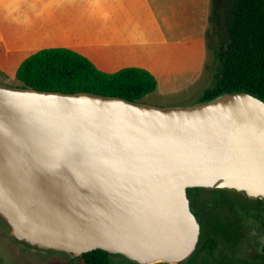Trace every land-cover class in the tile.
I'll use <instances>...</instances> for the list:
<instances>
[{
    "label": "water",
    "instance_id": "95a60500",
    "mask_svg": "<svg viewBox=\"0 0 264 264\" xmlns=\"http://www.w3.org/2000/svg\"><path fill=\"white\" fill-rule=\"evenodd\" d=\"M193 187L264 198L263 100L155 107L0 83V220L18 244L180 263L199 240Z\"/></svg>",
    "mask_w": 264,
    "mask_h": 264
},
{
    "label": "trees",
    "instance_id": "16d2710c",
    "mask_svg": "<svg viewBox=\"0 0 264 264\" xmlns=\"http://www.w3.org/2000/svg\"><path fill=\"white\" fill-rule=\"evenodd\" d=\"M209 26L205 32L216 61L214 83L197 103L224 93L248 92L264 101V0H210ZM0 58L19 57L5 52ZM22 86L63 93L88 92L139 102L158 88L152 71L135 65L105 70L87 55L68 47L42 48L28 54L15 70ZM192 199L221 198L223 202L242 199L245 212L260 207L261 200L247 199L233 190L193 187ZM208 202H205L207 205ZM219 203V201H217ZM112 254L94 249L74 258L77 264H111Z\"/></svg>",
    "mask_w": 264,
    "mask_h": 264
},
{
    "label": "crops",
    "instance_id": "0c3cea01",
    "mask_svg": "<svg viewBox=\"0 0 264 264\" xmlns=\"http://www.w3.org/2000/svg\"><path fill=\"white\" fill-rule=\"evenodd\" d=\"M195 1L0 0V47L19 53L18 65L28 54L50 47L72 48L95 61L87 54L88 47H93L102 51L97 57L108 53L123 64L133 51L159 54V44L166 39L163 24L172 31L179 8L184 10L186 4ZM200 1L204 7L205 0ZM204 25L205 19L201 30ZM183 32L181 28L177 34L172 31L178 38L184 36ZM2 58L15 59L9 55ZM150 71L160 81L159 74Z\"/></svg>",
    "mask_w": 264,
    "mask_h": 264
},
{
    "label": "rangeland",
    "instance_id": "374dc122",
    "mask_svg": "<svg viewBox=\"0 0 264 264\" xmlns=\"http://www.w3.org/2000/svg\"><path fill=\"white\" fill-rule=\"evenodd\" d=\"M209 3L210 0H205V6L202 7L201 1L197 0L195 4H186L184 10L179 8L176 23L171 29L177 34L181 28L184 36L180 38L163 24L166 39L159 44L162 47L159 54L156 53L153 56L150 53L142 54L133 51L132 56L123 64L120 61L115 62L113 58L116 57H110L108 53L97 57L99 50L93 47H88L87 54L94 57L95 64L101 69H118L126 65L137 64L157 72L160 80L159 86L142 98L140 100L142 103L155 107L194 105L201 93L213 85L214 78L212 77L217 68L216 59L205 36L209 26ZM1 16L2 10L0 9ZM204 19L205 25L201 30ZM99 52L102 53V51ZM17 66L16 58L12 61L8 58H0L1 84L11 87L22 86V83L15 77ZM260 205L263 208L253 210L255 213L264 212V201L260 202ZM253 215L246 216L248 218L246 223H252L258 227L260 223L254 222ZM259 239L261 243L264 242V234L259 236ZM111 256V264H132L120 255L112 254ZM0 264H77V261L62 254L37 251L18 244L0 220Z\"/></svg>",
    "mask_w": 264,
    "mask_h": 264
},
{
    "label": "flooded vegetation",
    "instance_id": "af4514ba",
    "mask_svg": "<svg viewBox=\"0 0 264 264\" xmlns=\"http://www.w3.org/2000/svg\"><path fill=\"white\" fill-rule=\"evenodd\" d=\"M236 193L245 196L241 192ZM245 197L264 201V198ZM188 198L190 209L200 224L199 240L193 255L176 264H264V242L261 243L259 239V236L264 234V212H245L242 199L234 203L233 199L223 202L221 198L216 197L192 199L191 195H188ZM205 202H208L207 205ZM262 208L260 206L255 210ZM251 215L255 218V223H260L258 227L246 223V216Z\"/></svg>",
    "mask_w": 264,
    "mask_h": 264
}]
</instances>
